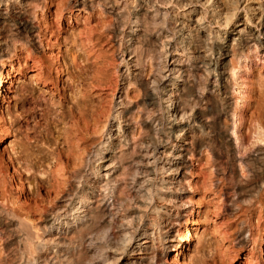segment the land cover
Wrapping results in <instances>:
<instances>
[{
    "label": "bare ground",
    "instance_id": "6f19581e",
    "mask_svg": "<svg viewBox=\"0 0 264 264\" xmlns=\"http://www.w3.org/2000/svg\"><path fill=\"white\" fill-rule=\"evenodd\" d=\"M74 9L108 14L98 40L109 41V60L58 57L50 88L67 82L70 104L38 94L24 107L25 140L6 171L23 189V172L53 163L58 185L51 192L49 181L36 207L0 204V264H181L207 194L230 216L217 226L221 263L241 261L252 243L244 263L261 264L264 119L246 109L264 69V0H0V89L16 55L49 84L51 17Z\"/></svg>",
    "mask_w": 264,
    "mask_h": 264
},
{
    "label": "rangeland",
    "instance_id": "374dc122",
    "mask_svg": "<svg viewBox=\"0 0 264 264\" xmlns=\"http://www.w3.org/2000/svg\"><path fill=\"white\" fill-rule=\"evenodd\" d=\"M63 1H64V5L65 4L67 5L68 0L67 1L63 0ZM51 10L54 12L56 10V6L52 5ZM73 11H74L73 12L74 14H72L66 10L63 12L61 17H58V18L55 17L54 18V16H55L54 14L51 17L52 19H54L55 23L58 22L57 27L54 28L55 31L49 35L51 38L52 46H53L52 48H54L55 51L54 50L51 51V49H49V48L46 49V47L44 48V50H41L42 51L41 54L44 55L43 56V64L46 63V64H44V66L42 65V73H43L42 75L44 76V79L45 78L47 79V82L49 83V84H47L48 86L44 85V83H41L39 81H35L36 75L38 74L39 69H37V67H34L32 65L33 61L31 59L27 60V62H26L27 65H24L23 64L24 62L21 65H19V62H22L23 60L17 58V55L14 56L13 59H11V58L5 59V62H6L5 72H6V70L11 69L13 78L10 80L8 79V81L4 82L5 86L0 89V98H1L0 99V105L2 106V110H1L2 112L1 111L0 112L2 113V115L4 117V119L0 118V127L2 126L0 128V134H1L0 135V171L2 170V172L0 173V204L1 205L4 204V205L9 206V204H13V202L15 201V203H17V204H20V203H22V204L27 203L28 204V203H30L32 205V207H36L35 203H36L37 199L39 200L41 195L47 196V192H49V188L52 185H53L52 188H50L51 192L53 190H55L54 187L56 188V186L58 185V182H55V180L58 181L57 180L58 178L57 177L55 178V176H54L57 169L55 167H53V163L51 164L53 167V170L51 169V165L49 168L50 170L48 169L50 171L49 173H51L53 171L52 176H51V174L50 175L48 174V172H47L48 170L46 172L44 171L46 174L42 170H41V172L38 171L37 173L33 170H32V172L31 171L23 172L22 180H23L24 187H25V188L23 187V189L19 185L20 181L18 179V176L16 175L15 180H13V179L11 180V178L9 177V175L6 171V170H8L7 165L10 164L9 156L12 155V153L19 147V145L22 143V140H25L24 138L26 136L25 135L26 129L24 128V124H25L26 113L24 112V109H25L24 107L26 106L28 100L37 96L38 94H41L42 96L44 94L45 97L43 96L44 98L43 97L42 98L44 100L47 98L45 101L50 102L51 104L50 103L49 104L51 106H52L53 101H51L49 99H51L52 96H54V100L57 104L59 102V101L57 102V100L60 99L62 104L59 103V105H62L65 109L70 104L69 103L70 94H68L69 92H67V82L64 83L60 80L59 81V88H58L59 90L53 89L54 92H53V90H51L52 88H50L52 85V84L50 85L52 78L53 77L57 78V73H56V70L54 68L56 61H57V58L59 57V60H63V58H65L67 61H69L71 56H72L71 54H73L74 52H76L78 55H80V54L83 55V53L84 54L89 53L88 54V56L90 55L89 58L92 57L89 62L94 61L95 63H97L95 68H99V67L105 65L106 63H108V60H109L108 59L109 58V56H108L109 50L108 49H110L111 45L108 44L109 41H107L105 39V37L101 38L102 43L100 42V40H98L100 37L99 34L101 32L99 22L103 18L108 19V14H105V13L104 14H98L97 13V15H96V13H93L89 16L90 18L87 17L86 19H84V17L82 15L87 14L85 11L80 10L81 14H80V16H78V18H76L75 14H77V12L79 10L74 9ZM70 14H71V18H70ZM250 30L253 31L254 30L253 27L250 28ZM94 38H95V40H94ZM59 41H60V49H59V45H58ZM96 42H97V44H96ZM55 43H56V45H55ZM78 45H80V46H78ZM81 45H83V46H81ZM73 47H75V48H73ZM80 47L84 48L85 51H84V49L82 50V48H80ZM86 49H88V50H86ZM67 51L70 54H68ZM51 52H53L54 54L51 55ZM71 52H73V53H71ZM56 53H58V54H56ZM63 53L65 54V56L63 55ZM11 62L13 63L12 66L10 65ZM64 78H66V76H64ZM63 84L65 85V87ZM236 88H237V91L240 89L238 87H236ZM64 93H66V94H64ZM59 94H61L60 98H59ZM50 95H51V97H49ZM237 95L239 96L238 93H237ZM251 95H252V98L250 99L251 103L246 109V114H248L246 116H250V115H254L255 117L261 116L264 119V69L261 71V73H260V71H257L255 73L253 90H252ZM59 105H54V106L59 107ZM7 110L11 111L12 116H9L7 114V113H9V111H7ZM5 122H7V123H5ZM8 126H10V130L7 131ZM53 134H52L53 136L51 135L52 137L50 136L51 142L49 143V145L51 143L53 144V141L55 139L54 136L57 135V133H55V132ZM40 145L45 149L52 148L51 146L48 147V145H44L41 143H40ZM46 160H45V162H46ZM45 162H44V164L47 165L48 162L47 163H45ZM10 172L11 173L14 172V168L11 166H10ZM30 174L33 176L36 175L35 176L36 178L32 177ZM43 174H45V175H43ZM24 176L26 178H28L29 180L27 181V179L24 178ZM53 176H54V178H52ZM38 177H39V180H38ZM46 178H48V179H46ZM50 178H52V179H50ZM42 180H43V182H42ZM52 180L54 181V183H56V185H54ZM49 181L52 185H50ZM47 182L49 183V186H47L48 185ZM29 183H31V184H29ZM39 185H41V186H39ZM43 187H44V189H43ZM46 187L48 190L46 189ZM38 188L40 190H38ZM174 192H176V191H174ZM207 195L202 200L203 203L201 205V212L198 215L193 216V218L197 224L195 223V226L192 227L190 230L192 238H191L189 244L187 245L186 249L184 248L185 254L187 253L185 256V259L182 257L184 259V260H182V258L180 257V260L183 261L182 263H184V264L188 261L189 262L186 264H197V263L198 264H201V263L202 264H204V263L205 264H208V263L209 264H215V263L216 264H222L221 260H220V257L222 258V255L220 254L221 253L220 250L218 252V249H221V245H220L219 240H218L219 233L217 232L218 231L217 226H220L221 222L225 221L230 216H229V214H227L228 217L226 214L223 215L222 214V210H223L222 208L220 210L214 209L215 208L214 207L215 201L213 203L211 201L208 202L207 200L210 197ZM9 197H11V198H9ZM198 197L199 196H197V198ZM16 201H18V202H16ZM176 201H178V200H176ZM10 202H12V203H10ZM208 203H209V205H208ZM181 206H182V207H180L181 213L184 216H187L186 210L189 207V204L181 205ZM1 209L2 208L0 207V210ZM35 209L36 208H33V210H35ZM206 209H207V212H206ZM183 210H184V212H183ZM217 210H219V212ZM263 212H264V210L262 211V219L260 220V222L259 221L255 222V228H257V229L260 228V231H261L260 233L264 235V217H263L264 213ZM257 225H258V227H257ZM196 234H198V235H196ZM193 236H195V237H193ZM197 239H201V241L198 240L199 241L198 242ZM216 240L218 241L219 244L217 243ZM191 241H192V244H190ZM6 243L7 242L0 241V249H1L0 253L2 252V247L3 246L5 247ZM216 243L220 246V248L218 247V245ZM251 246H252V243H250L248 246H246L244 251L241 252V254H240L241 261H237L238 258H235V259H232L229 263L230 264H245L244 263V258L246 256L245 254L250 250ZM210 248H211V250H210ZM212 250H213V253L211 252ZM216 252L219 255H217ZM172 255L175 256L176 252L174 251ZM215 255H217V256H215ZM204 258L206 259V261ZM210 258H212V259L214 258L215 260L213 259L210 261ZM202 259L204 261H202ZM225 259H227V258L225 257ZM213 262H215V263H213ZM260 262H261V264H264V253H263V259ZM172 264H176V263H172Z\"/></svg>",
    "mask_w": 264,
    "mask_h": 264
}]
</instances>
